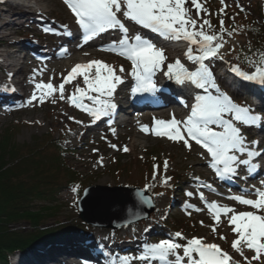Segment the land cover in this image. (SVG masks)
I'll use <instances>...</instances> for the list:
<instances>
[{
    "label": "snow or ice",
    "instance_id": "snow-or-ice-1",
    "mask_svg": "<svg viewBox=\"0 0 264 264\" xmlns=\"http://www.w3.org/2000/svg\"><path fill=\"white\" fill-rule=\"evenodd\" d=\"M63 3L83 31L84 43L109 31L120 32V38L112 42L111 48L101 50L114 52L131 62L135 93H155L157 84L154 76L158 71L178 85H188L200 90L195 92L193 103L186 105L189 107L186 119L178 120L173 114L170 120H155L154 134L157 137L182 143L189 151L192 149V142L199 145L206 150L210 157V167L221 179L238 175L241 166H244L248 174H254L259 169L260 164L255 161L257 158L264 159V150H261L259 141L247 139L243 128L256 127L258 124L264 127V115L256 114L250 106L238 105L217 84L210 62L222 59L221 50L226 44L224 33L228 30L224 27V21L220 20V33H216L210 20L201 15L204 13L210 16L211 13L206 11L200 0H63ZM221 4L224 8L227 7L225 0H221ZM125 21L148 29L165 41L187 42L189 46L184 55L191 64L186 66L180 58L169 62L163 47H158L138 32L130 36ZM228 35L232 33L228 32ZM67 51L64 49L65 53ZM249 63L256 61L250 60ZM258 65L252 73L243 71L238 65H233L231 71L245 81L264 86V52L258 57ZM119 72H124L123 66H120ZM77 77H82L83 86L76 84L74 91L66 97L65 85L72 83ZM52 79L54 77H50L48 83L35 84L36 91L28 104L34 101L43 104L47 97L58 96L59 100H68L73 107L86 112L93 120L109 116L115 110L117 106L112 98L117 86L124 83L114 66L100 60L76 64L67 76L62 77L58 86L51 83ZM141 130L149 132L146 126ZM110 146L120 150L114 144ZM123 151L128 152L130 149L124 146ZM99 163L102 165L103 158ZM167 169L168 161L165 160V172ZM158 170L159 165H154L153 179L159 174ZM170 179L171 177L165 176L162 183L167 184ZM194 179L200 182L199 177ZM261 184L264 185V180ZM202 186L216 191L210 184ZM150 187L148 185L143 192L136 193L141 204L151 203V199L144 195ZM72 190L77 192L78 186ZM187 195L191 197L193 193L188 192ZM247 195L248 192L244 191L242 195H229L227 199L253 211L237 212L228 205L209 202L203 192L199 193V199L213 216V236L217 235L221 216H226L235 235L231 248L243 257V264H253L254 261L264 264V190L255 189L256 199L246 198ZM187 207L195 211L202 210L191 204ZM187 214L191 215V212ZM201 225L203 226V221ZM219 239L226 240V237L219 235ZM245 249L254 253L250 259L244 255ZM139 259L145 262L158 261L159 264H241V261L223 250L220 244L208 242L205 237L187 239L181 232H176L172 239L146 245L144 254ZM121 264H131V258L124 257Z\"/></svg>",
    "mask_w": 264,
    "mask_h": 264
},
{
    "label": "rangeland",
    "instance_id": "rangeland-1",
    "mask_svg": "<svg viewBox=\"0 0 264 264\" xmlns=\"http://www.w3.org/2000/svg\"><path fill=\"white\" fill-rule=\"evenodd\" d=\"M26 1L27 0H0V2H3V6L0 4V15H2V11L6 13L3 20H0V53L5 52L14 55L12 46L23 47L24 45L26 46L25 48L31 51V41L34 43L49 44L43 36V29H39L38 26L32 27L28 24L30 17H32L33 23L38 21L40 24H43L42 21H39L41 18L50 25L57 23L67 24L63 17L65 16V19H69V16L64 9V5L59 1L50 0L54 4V8L47 14V18L38 14V7L29 9V4ZM200 2L205 8L204 4L206 0H200ZM263 3V0H225L227 7L224 8V5H222L219 0H210V4L213 6L212 9H205L208 13H211V15H205L204 13H201V15L210 20L216 33L219 34L220 22H217L218 25H216L215 18L219 17L222 9H228V12L231 11V13H236L237 9L243 8L247 14H256L258 11L257 9L259 6L263 5ZM193 15L195 16V12H193ZM223 18L221 20L224 21V26L228 30L229 24L227 23L226 16ZM235 20H240V23L242 20L248 21L246 17H237ZM258 20L260 21L259 23H262L260 18H258ZM8 24H10L9 27H4ZM68 27L72 29V26ZM25 36H28L30 40H27ZM224 40L226 44L221 50V55L227 59V61L232 62V56L230 54L232 49L245 45L247 39L242 35L236 38L228 37L225 32ZM89 52L84 53L88 54ZM102 54L108 55L105 57L103 56V58H106V61L116 68L117 74L121 75L124 81L128 82V80L131 79L128 76L131 75V69H129L126 62L122 61L123 59L109 53L103 52ZM22 57L23 55L19 57L21 63H23ZM10 61L11 59L4 60L0 58V95L6 97L9 96V94L12 96L16 94L21 102L24 100V103L22 105H16L11 111L4 110V108L0 110V138L5 134L7 129L9 130L12 128L15 129L13 140H15L16 144L23 147H41L46 138L60 140L59 146L69 149L68 154L63 157L66 159L65 162H67L70 168L79 173V178L83 181V185L81 189L77 191V194L67 188H62L61 192L57 194L56 200L60 210L59 213L56 214V219L51 221V224L47 228L52 232H59L60 235L49 242L51 245L57 243L64 246L67 243H62L61 240L69 237L71 241L77 245V248L84 247L85 245L86 247L84 250L91 253V255H96L98 253L97 251H99L101 255H104V253L111 254L110 257H112V259L119 261L124 257H129V255L126 254L124 245H131L132 247L136 244V248H141L148 245L150 240L154 241L153 238L155 237L172 239L176 232H181L187 239L205 237L206 240L211 239V242L220 244L219 241L221 240L219 239V235L214 237L211 232V226L214 224L213 216L204 210L202 202L199 199V193L203 192L207 200L211 201L214 197L215 199L212 202H220L218 196L214 195L211 191L208 192L207 190L209 188L202 186L203 184H207V182H210L213 186L220 183L216 180V176L212 173L208 165L210 164V160H208L209 156H207L205 151L194 142H192V149L189 151L182 143H175L167 138H157L153 135L144 136L156 141L155 143L148 142L145 146H139L135 150H131L130 144L133 142V138L140 133L138 127L143 124L151 126L149 121H139L135 116L132 118L134 122H136L132 128L133 130L126 127L119 131L116 130L118 132L115 131V133L109 132L103 127L94 129V127L85 124L88 118H84L83 116L80 117V115L77 114L80 112L76 111L77 109L73 107L68 100H59L58 96L47 97L43 104L34 101L27 106L28 100L31 98L28 91L22 92V90L19 91L18 88L14 91L12 90L13 80L8 74L11 75L12 71H14L12 75L17 73L18 67L7 70L6 66L10 64ZM63 61H66V58L63 59ZM213 62L214 60H212L211 63ZM120 66L124 68L123 73L119 72ZM37 68L39 69L38 65ZM37 68L31 66L30 69H32V72L29 73H37ZM34 69H36V71H34ZM24 71H27V68H25ZM160 75L161 72H159V75L156 77L158 82H160ZM63 76H66L65 72L62 73V75H56L55 81H51L55 83V86H58ZM76 84L83 86L82 77H77L71 84L65 85L66 97L74 91ZM9 91H12L14 94H11ZM229 96L238 104H242L243 106L247 104L244 97L240 98L236 94ZM53 99H55V103H53ZM263 102L264 100L260 101L259 106L250 107L253 110H257L256 114L264 115ZM85 103L90 102L85 101ZM164 115L166 116V114ZM164 115L162 112H155L149 117V120L162 118ZM165 120H169V118ZM75 121H81L82 123H76ZM243 133L248 140L259 141L261 150H264V127H257L256 129L245 127L243 128ZM112 144L116 145L120 150L112 148L110 146ZM124 146H127L130 151L124 152ZM101 158H103L102 165L99 163ZM165 160L168 161V169L166 172L164 170ZM154 165H159V174L156 175L155 179H153ZM261 166L262 176L255 182L252 181L249 183H246V180L247 177H250V174L245 171L244 166H241L239 169L241 172V185L237 190H246L249 194L251 193L250 196H255V189L259 188V186H257L258 183H261V180L264 179V164ZM165 176L171 177L167 184L162 183ZM196 177H199V183L194 179ZM88 184H90V186L110 188L112 191H106L108 196L121 197V199L117 200L119 205L127 203L133 196L137 197V195L129 191L131 188L132 190L143 192L144 185H151L149 189V191H151L155 185L161 184L167 187V190L163 194H156L155 197L145 192L146 196L151 199V207L154 208L152 215L149 218H144L147 220L138 222L136 221L137 216L135 214H130L127 218H134V222H132L131 225L117 231H112L98 228L99 226L91 227L88 224L82 223L83 220L80 219L81 211L79 212V209L72 207L78 200L82 188H85ZM114 189L122 190L114 192ZM188 192H192L193 196L189 197L187 195ZM173 201L175 202L174 204ZM189 204L195 205L196 208L202 210L195 211L194 209H190L187 207ZM188 212H191V215H188ZM91 217H93V215L89 213L87 219H92ZM224 218L227 219V217L222 215L219 226L217 227V233L219 232ZM201 221H203V226L201 225ZM93 223L101 225L99 222ZM22 229L25 230L27 234L35 235V232L27 225L22 227ZM64 229H72L74 232L71 231L65 234L62 233ZM76 236H80L81 239L76 241ZM232 238L233 237H230L226 243L220 244V246L223 250L233 255L234 259L241 261V264H243V257L235 253L231 248ZM177 242L184 243V241ZM104 243L109 244L108 246H110L111 249H107V247L103 246ZM47 244L42 243L33 247L31 251H29L30 253L16 251L10 254L8 264H24L27 254L30 255L32 253V255H40L39 252L44 251ZM34 249L36 250L32 251ZM100 250L103 251L100 252ZM253 254L254 253H249L247 250L244 251V255L249 259ZM139 257L136 258L135 256L136 259ZM22 260L24 261L20 263ZM119 262L121 264V261ZM48 263L51 264L50 262ZM137 263L131 262V264ZM253 264L257 263L254 261Z\"/></svg>",
    "mask_w": 264,
    "mask_h": 264
},
{
    "label": "trees",
    "instance_id": "trees-1",
    "mask_svg": "<svg viewBox=\"0 0 264 264\" xmlns=\"http://www.w3.org/2000/svg\"><path fill=\"white\" fill-rule=\"evenodd\" d=\"M206 3L212 9L210 0ZM257 10L251 16L241 9L236 13L228 9L220 12L228 21V32L232 33L229 36L247 38L245 45L234 52L236 63L242 67L253 64L250 60L257 65L260 53L264 52V6ZM237 17H246L248 21L240 23L235 20ZM14 132L15 129H7L0 138V264H8L10 254L16 251L26 252L60 235L47 228L60 210L56 196L62 188L72 190L83 185L79 173L65 162L67 150L58 141L46 138L41 147H23L13 140ZM25 225L35 235L27 234L22 229Z\"/></svg>",
    "mask_w": 264,
    "mask_h": 264
},
{
    "label": "bare ground",
    "instance_id": "bare-ground-1",
    "mask_svg": "<svg viewBox=\"0 0 264 264\" xmlns=\"http://www.w3.org/2000/svg\"><path fill=\"white\" fill-rule=\"evenodd\" d=\"M26 2L29 4V9H34L35 7H38V9H37L39 11L38 14L42 15L45 18L48 17L47 14L50 11H52L53 8H54V4L50 0H27ZM64 9L66 11L67 8L65 7ZM67 15L69 16L68 13H67ZM5 16H6V13H4V11H2V15H0V20H3V18ZM62 16H64V15H62ZM64 17H63V19L65 20V23L70 24V25L73 24L72 20L66 21V20H68V18L65 19ZM31 18L32 17L29 18V23L28 24L31 25L32 27L33 26H38L39 29H45L47 27L49 29L55 30L56 32H59V30H58V28H57V26L55 24L54 25H50L48 23H45V25H44V24H40V22H38V21H35L33 23ZM38 24H40V25H38ZM9 26H10V24L5 25L4 27H9ZM140 35H142V36H144L146 38L148 37V34H146V33H143V34H140ZM148 39L153 41L156 44L158 42L156 39H153V38H148ZM159 42L163 44L162 46H164L165 44H167V45H170V44L171 45H173V44L175 45V44H177L175 41H165V42L159 41ZM178 43L181 44L180 41ZM183 43H185V42H183ZM101 44H103V43H96V44L88 47V49H86V50H83V49L79 50L78 49V45L76 46V48L71 47V48L68 49L67 53L64 52L65 56H69L70 55L66 59V61L61 60V56L56 58L57 56L54 55L53 53H48V57L47 58H50L52 60V62L51 63L48 62L44 66L39 65L36 60H33V57H30V54H26L25 55L23 63H21L19 61V59H20L19 57H20L21 51L25 52V51L28 50L27 48H25L26 47L25 45L23 47L12 46V49H13L12 52H14V55L11 53V55H12V57H11L10 53L7 54V53L4 52V53H0V58L4 59V60H7V59L10 60L11 59L10 64L8 66H6L7 70H12L13 67H18V72L15 73L12 76L14 88L15 89L18 88V90L19 91L22 90V92H27L28 91L29 96L31 97L33 95V93H34L35 84L36 83H40V82L48 83L50 77H54V79H52V80L55 81V76L59 75V74L62 75V73H64V72L66 73V76H67L71 72L72 68L76 64H87L89 61H93V60H100V61H103V62L109 64L108 61H106V58H103V56L105 57V56H108V55L102 54L103 52L99 50ZM43 45H48V44H43ZM43 45H41L42 49H43ZM188 46L189 45L186 43L185 44V49H183V53L184 54H185ZM48 48H51V45H48ZM37 50H39V49L38 48L35 49V51H37ZM87 50H89L90 52L87 51ZM84 52H89V53L86 55ZM15 54H16V56H15ZM168 56H171V55H168ZM36 64L38 65L39 69L37 68ZM186 65H189V63H186ZM31 66H35L37 68V73H29V72H32L31 71L32 69H30ZM25 68H27V71H24ZM34 71H36V69H34ZM41 72H42V75H41ZM12 73H14V71H12ZM162 78L164 80L170 81L167 78L166 75H162ZM173 82L175 83V81H173ZM241 82L244 83L243 81H241ZM51 83L53 85H55V83H53V81H51ZM217 84L219 85L220 89H224V91L228 92L232 96L235 95L236 93L237 94L240 93L239 89H236L234 87L232 88L223 79H221L220 82H217ZM222 84L225 85V86L223 87ZM174 86H175V88L173 89V94H177L178 92H180V94L177 97L179 99H181L183 104L179 105L176 102L172 103V102H169L167 100H164L163 103L165 104V106L170 108V110L168 112L163 111L162 114L163 115L166 114L167 117L164 115V117L160 118V120H163V119H166V118H169V117L172 118L173 114L175 115L176 119H178V120L181 119L182 120L186 116V114L189 112V107L186 106V105L189 103V106H190L193 103V96H194L195 92L200 91L198 89H193L192 87H190L188 85H183V86H185L186 91L183 90L182 85L180 86L177 83H175ZM131 89L132 90L135 89V86H133V88L131 86ZM177 90H178V92H177ZM255 90H256L255 91L256 93L252 92V89L250 91V96H251V99H252L253 102H256V100L253 97H257L256 94L258 92L257 88H255ZM124 91H126V90L122 89V88H117L116 92H115L116 97L119 100H121V101L123 99ZM231 91L233 93H231ZM263 96L262 95H258L257 98L261 99V97H263ZM11 100L14 103L13 105H16L20 101V98H18V96L15 94V95L12 96ZM161 107H164V105L161 106ZM128 109L129 108L127 106H126V108L125 107L121 108V106L117 107V108H115V110L109 116L102 117L101 119L96 120V122L100 126L101 125L104 126V121H105L106 118H108V117L111 118L112 117L113 119H115L116 117H120V116H118L119 113L123 112V113L127 114L128 113L127 112ZM116 122H118V120H116ZM134 123H136V122H134V120L131 117H129L128 121L126 122V124L123 121V122H121L120 126L121 125H126V127H129L131 130H133L132 128L134 127ZM138 130L140 131V127H138ZM140 133L135 135V137L133 138V142H131V144H130V149L131 150H135L139 146H145V145H147L148 142H153V143L156 142V141H154L152 139H149V138L145 137L144 134L141 131H140ZM208 160H210V157H208ZM237 182L239 183V181H237ZM243 191H246V190H243ZM218 204L219 205H228L230 207H233V208L236 209L237 212H240V211L244 210L245 208H249V207L244 206V205L231 204V203H227V202L222 201V200ZM226 220H227V223H226ZM219 232L223 236L226 237V240L219 241L220 244L226 243L227 240L230 237H233L231 240L235 239L234 233L231 231V228L228 225V219H226V218H224L222 220ZM219 232L217 233V235H221ZM214 237H216V236H214ZM80 239H81L80 236H76L75 237L76 241H78ZM207 240L210 241L211 239L210 240L207 239ZM61 242L62 243L66 242L67 244H65L64 247L61 248V249L57 247V249H55V251H54L53 248L51 247L48 251H46V255H48V254L51 255L52 253L55 252L57 254L56 257L58 259L57 260L54 259V260H51V261L44 260L41 264H49L48 262H50L51 264H92L93 262H95V257L93 255H91V253L84 251L82 248H77V245L75 243H73L69 237L62 239ZM86 244H87V242H86ZM108 245L109 244H107V243L103 244V246L107 247V249H111L110 246H108ZM135 246H136V244L133 245L132 247H131V245H129V246L124 245V247L126 248V254L129 255V258H131V260H132L131 262H134V263L138 262V264H155V263H159L158 261H147V262H145V261L139 260V258L136 259L137 257H139V256L144 254L145 249H143V251H142L141 248H136ZM36 249H38V248H36ZM127 249H128V251H127ZM246 250L247 249H245V251ZM247 251L249 253H253L250 250H247ZM39 254L41 255V253H39ZM71 254H73L74 259H69V256ZM76 254H78L80 256H84V257H79ZM109 255H111V254H109ZM135 256H136V258H135ZM107 258L105 259V261H106L105 264H107V263L108 264H120V262L118 260L107 259ZM23 261L24 260L20 261V263H22ZM256 263L259 264V262H256Z\"/></svg>",
    "mask_w": 264,
    "mask_h": 264
},
{
    "label": "water",
    "instance_id": "water-1",
    "mask_svg": "<svg viewBox=\"0 0 264 264\" xmlns=\"http://www.w3.org/2000/svg\"><path fill=\"white\" fill-rule=\"evenodd\" d=\"M108 190H110V188H104L101 186H90L86 188V190L84 191V195L79 203V210L81 211L80 219L89 223L99 222L101 223V225L99 226L103 228L118 229L127 225V222L129 221L125 219L129 217L130 214H134V211L142 214L152 212L151 203L141 204L139 198L135 196L127 201V203L119 205L117 203V200L121 199V197H110V195L108 196L106 192ZM114 190V192H117V190L120 191L122 189ZM129 191L135 195L138 192L136 190ZM130 211L133 212L131 213ZM89 213L93 215V217H91L92 219H87Z\"/></svg>",
    "mask_w": 264,
    "mask_h": 264
}]
</instances>
